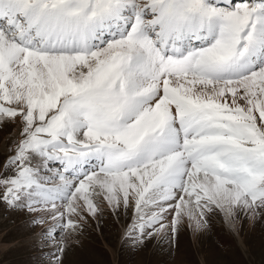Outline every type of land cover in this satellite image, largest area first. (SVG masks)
<instances>
[{"label": "snow or ice", "instance_id": "6c2138e0", "mask_svg": "<svg viewBox=\"0 0 264 264\" xmlns=\"http://www.w3.org/2000/svg\"><path fill=\"white\" fill-rule=\"evenodd\" d=\"M0 203L64 231L103 201L133 247L264 215V0H0Z\"/></svg>", "mask_w": 264, "mask_h": 264}, {"label": "rangeland", "instance_id": "374dc122", "mask_svg": "<svg viewBox=\"0 0 264 264\" xmlns=\"http://www.w3.org/2000/svg\"><path fill=\"white\" fill-rule=\"evenodd\" d=\"M19 131V124L0 122V171ZM97 202L102 212L85 213L82 228L61 234L62 264H264V215L251 220L241 214L234 223L240 239L227 228L223 214L216 212L209 217L210 227L202 231L200 242L182 228L178 236L133 247L123 239L131 210L117 217L105 202ZM31 220V214L0 203V264H54L49 255L52 246H38Z\"/></svg>", "mask_w": 264, "mask_h": 264}, {"label": "bare ground", "instance_id": "6f19581e", "mask_svg": "<svg viewBox=\"0 0 264 264\" xmlns=\"http://www.w3.org/2000/svg\"><path fill=\"white\" fill-rule=\"evenodd\" d=\"M105 212V211H104ZM106 214V213H105ZM101 216V215H100ZM102 216H103V214H102ZM224 218V217H223ZM224 222H225V224H226V226H227V228H229L230 230H232L235 234H236V236L238 237V239H240L241 237H240V235H238L239 233H238V230H237V226L234 224V225H230L228 222H227V220L224 218ZM186 229H188L189 230V232H190V235H191V237H192V239L193 240H199V242L202 240V236L204 237V234L202 233V232H199V233H196V232H193L192 230H191V228L190 227H188V228H186ZM200 237V238H199ZM166 238V237H165ZM165 238H162V240H164ZM35 239H36V237H35ZM204 239V238H203ZM158 240H160V239H158ZM161 240V241H162ZM242 240V239H241ZM198 242V243H199ZM240 243L242 244V242L240 241ZM165 244V243H164ZM166 246H167V244H166ZM4 248V247H3Z\"/></svg>", "mask_w": 264, "mask_h": 264}]
</instances>
